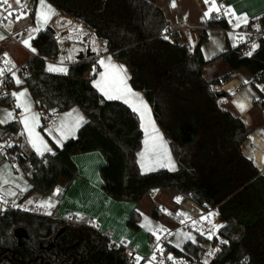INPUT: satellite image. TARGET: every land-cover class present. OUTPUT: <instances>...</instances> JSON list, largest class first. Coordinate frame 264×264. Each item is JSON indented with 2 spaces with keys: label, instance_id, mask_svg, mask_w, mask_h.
Here are the masks:
<instances>
[{
  "label": "trees",
  "instance_id": "obj_1",
  "mask_svg": "<svg viewBox=\"0 0 264 264\" xmlns=\"http://www.w3.org/2000/svg\"><path fill=\"white\" fill-rule=\"evenodd\" d=\"M38 0H35L37 4ZM59 12L72 17L105 42V53L124 64L131 73L134 90L144 94L158 125L170 139L179 169L140 172L136 153L142 147L140 119L120 101L106 100L93 86L95 61L71 65L66 75L49 73L46 61L58 57L48 28L33 39L38 56L27 63L29 74L23 84L40 110L65 112L79 106L88 120L76 138L67 140L54 153L32 154L34 170L28 199L37 192L50 193L64 179L68 185L79 175L73 157L100 152L105 164L99 169L103 189L116 201L140 203L155 190L170 188L182 198L218 207L219 234L224 238L219 254L209 264H264V175L243 154L242 146L252 131L242 119L221 107L220 100L231 95L218 88L234 73L245 69L261 95L264 112V43L249 57L229 49L217 57L230 72L207 81L201 46L202 31L195 51L163 33L167 20L156 0H47ZM264 21V16L260 17ZM209 22L207 29L225 28ZM94 74V73H93ZM10 86L14 88L11 83ZM0 106H12L0 98ZM14 121L2 127L0 138L18 130ZM45 133L46 120L40 127ZM151 217L161 221L155 206ZM140 215L133 212L128 225L140 227ZM19 229L26 236H15ZM185 249L200 257L202 250L191 243ZM177 253L179 251L175 250ZM0 264H129L123 247L87 224H69L48 216L8 210L0 214Z\"/></svg>",
  "mask_w": 264,
  "mask_h": 264
},
{
  "label": "crops",
  "instance_id": "obj_2",
  "mask_svg": "<svg viewBox=\"0 0 264 264\" xmlns=\"http://www.w3.org/2000/svg\"><path fill=\"white\" fill-rule=\"evenodd\" d=\"M194 1L197 6L194 4ZM194 1L175 0L176 6L172 7V0H156L158 7L164 13L167 25L170 27L174 36L178 39L180 45H185L190 50L195 51L200 45L202 31L206 30L207 40L202 44L201 49L205 59L208 61L213 60V62L205 68L204 77L207 81H213L230 72L229 67L224 61L221 59L218 60L217 57L231 49V42L227 33L223 31L222 28L207 29L209 19L208 17H205L204 14L208 11L209 6H200L196 0ZM226 2L230 6L232 13H234V26L237 24H245L244 18H246V21L248 22L264 16V0H226ZM46 3L55 9L57 13V15L51 18L47 25H42L37 20L36 14L39 11V0L37 1L35 11L32 14H26L25 19L17 21L14 17V22H9L7 24L0 23V35L4 37L3 39H0V69L4 70V61H6V59L13 63L15 68L12 72V84L14 85L12 92L13 90V93L17 94L20 92H26V96L22 99L24 102L28 103L31 108V111L25 112L22 107H17L16 105L20 101H17L13 96L11 100L12 107L9 110L13 113V118L7 123L0 124V130H2L4 125L10 122H18L20 134L22 136L23 151L28 156L35 154L39 157L42 155L37 153L32 147L28 133L25 130L23 123L20 122L24 115L29 117L35 115L38 117L34 122L35 132L39 134L47 147L51 149V151H44L41 149L43 154L54 153L57 148L61 147L67 140L76 138L78 131L88 120L86 114L79 106H73L65 112L56 113H49L45 110H40L28 88L23 85L27 77L23 68L27 66L29 60L38 56L37 50L32 45L33 39L39 34V32L48 28L57 32L59 30V23L65 16L47 0ZM13 6L17 7L15 3H13ZM190 6H193V11L189 9ZM194 6L198 10H195ZM35 28H40V30L33 32L32 29ZM24 29H27V38L24 40L29 39V34L32 36V39L29 40L31 47H26L23 43L24 40L18 42L11 38L12 36L17 37ZM88 31L90 30L78 22L74 25L68 26L65 29V32L68 34L70 45L65 51L58 55L57 58L46 61V71L53 74L66 75L60 72H50L48 71V67L52 65L55 67L66 68L68 74L71 65L92 60L95 61L94 69L88 74V76L93 77L92 84L94 86L96 82L100 81L101 75L106 71L105 67L101 66L99 61L103 59L107 64L109 58H111L113 64L123 68L124 71L122 75L127 77V84L132 88L130 83L131 73L129 69L124 64L118 62L112 55L106 54L105 47L100 48V50L98 49V51H93L91 47L86 48L84 39ZM32 49H35V51ZM89 49L93 54L91 57L86 56ZM5 54H7V58L5 57ZM81 54L84 55V58L79 60L78 58ZM96 67H98L97 71H95ZM17 79L21 81L20 84L16 83ZM252 81L253 77L247 70L241 69L235 72L233 78L225 83L224 87L221 86L218 88L229 93L232 96L231 99H222L219 103L222 108L229 110L236 116L240 117L246 127L252 131L251 139L249 138L242 146L243 154L251 159L255 166L260 170L261 174L264 175V112L260 105L261 95L252 85ZM95 89L106 100H109L97 87H95ZM132 90L139 94V96L147 103L151 113V120L154 122L155 128L158 130L160 136L163 137V142L166 144L168 152V155H164L161 151L159 156H157L149 150L144 159H141V154L145 153L146 149L150 148V144L146 145L145 141H149L150 137L155 135V133L152 132L151 127H149L148 132H145L144 125L146 121H142L136 113L140 119V128L143 132L142 147L136 153L140 172L142 174H149L161 169H166L171 172L177 171L179 165L173 152L170 139L165 136L163 130L158 125L152 108L144 94L133 88ZM238 99L246 102L247 108L243 112L237 107ZM111 101H120L123 103L122 100L118 99H112ZM2 107L3 106H0V109ZM130 109L132 110V108ZM69 113H71V115H68ZM4 115L5 113L0 110V117H3ZM53 115H55L56 120L52 119ZM78 117H83V121L77 126L75 122ZM42 119L46 120L45 133L40 129ZM61 124L64 125V128L62 129L64 133L63 136L61 135ZM169 159L171 164L174 165V169L172 170H170ZM73 161L78 168L79 175L70 185H68L66 180L62 179L56 188L50 193H35L34 195L39 197L40 205L45 202H51L53 204L51 209L56 210L61 218L70 216L79 219L81 224L89 222L95 223L98 226L97 230L99 232L103 235H111L112 241H125L130 247H138L141 254L149 255L151 252V236L149 231L154 226V223L159 221L151 217L153 207L157 206L161 210L163 214L161 221L166 225L173 227L174 225L168 219L166 212L175 210L178 207L182 200L181 195L173 189L166 188L155 190L152 194L147 195L140 203L116 201L110 198L102 187L103 180L100 176L99 169L105 164V159L100 152L94 151L79 154L73 157ZM3 164L4 163H0V170L3 167ZM142 165L150 170H145V167H142ZM4 181H7V183ZM17 186L18 187L16 188L15 184H10L7 179L0 175V192L3 190L4 193L10 195L11 191L9 189H20L17 190V194L14 196L16 199L22 197L30 187V180H28L27 183H19V185L17 183ZM58 189L59 193L57 194ZM177 198H179V202L177 201ZM133 212H137L140 215V221L138 222L140 229L138 231L133 230L128 225V220ZM181 233H183L182 230L177 231L172 239L173 246L178 251L186 250L185 244L192 243V240L186 239ZM224 242L225 240L219 241L221 245H223Z\"/></svg>",
  "mask_w": 264,
  "mask_h": 264
},
{
  "label": "built area",
  "instance_id": "obj_3",
  "mask_svg": "<svg viewBox=\"0 0 264 264\" xmlns=\"http://www.w3.org/2000/svg\"><path fill=\"white\" fill-rule=\"evenodd\" d=\"M200 6H209L205 4L204 0H196ZM28 7L24 9L26 14H32L36 8L35 0H26ZM216 4L220 7V11H213L208 17L209 22L222 23L227 26L222 28L225 31L231 42V49L238 51L241 56L249 57L256 53L261 45L264 43V21L261 18H256L248 21L239 27L234 26V15H225V10L230 6L226 0H216ZM231 9V8H230ZM14 11H20V9L13 6ZM4 11V6L0 5V23L7 24L14 22V17H8ZM70 22V23H69ZM76 21L70 16H64L59 23V30L53 33V41L56 43L58 52L60 55L64 49L70 45L68 34L65 29L74 25ZM163 37L173 39V32L167 25L163 33ZM16 41H22L27 38V29H24L17 37L12 36ZM86 48H90L92 44L91 34L86 35L84 39ZM96 45L105 47V42L98 38ZM255 48L253 49V46ZM249 52L251 54L249 55ZM14 65L6 63L4 61V74L0 76V98L12 99V72ZM98 70L96 67L95 71ZM25 74H29L27 66L23 68ZM225 83L222 84L224 87ZM19 115V114H17ZM53 120H56L55 115L52 116ZM11 145V146H9ZM0 162L11 163L13 171L16 175L25 174L31 176L34 170V162L30 156L22 149V136L20 134V128L14 133H11L4 138L0 139ZM1 189V187H0ZM31 200V203L30 201ZM39 197L36 195L31 196L28 199H23V196L19 199H8L0 192V214L8 210H21L31 214H37L41 216H48L56 220H62L69 224L80 225V220L75 217L61 218L56 210L48 207H40ZM51 213L50 215L48 213ZM183 214V215H181ZM168 219L173 223V227H170L162 221H156L154 226L149 231L150 234V246L151 252L149 255H143L139 252L138 247H130L125 241L115 242L112 241L110 234L105 236L110 240L111 246L123 247L125 256L129 264H204L205 261L208 264L219 254L222 245L219 241L224 240L223 237L216 230V221L219 216L218 207L212 206L209 203L201 204L194 200L191 196L184 197L180 201L178 207L175 210L166 212ZM93 229L98 228L95 223H87ZM182 230L191 235L195 242L191 241L192 245L202 250L200 257H197L192 252L182 250L177 253V250L173 246L172 239L176 235V232ZM203 233V235L201 234ZM211 235V239L208 236ZM159 237V239H157ZM160 249H163L161 252ZM219 249V251H217ZM178 251V250H177ZM212 253V255H209ZM171 255L173 260H168L167 256ZM137 257L139 260L137 261ZM155 257V259H153ZM241 264H249L248 259H244Z\"/></svg>",
  "mask_w": 264,
  "mask_h": 264
},
{
  "label": "snow or ice",
  "instance_id": "obj_4",
  "mask_svg": "<svg viewBox=\"0 0 264 264\" xmlns=\"http://www.w3.org/2000/svg\"><path fill=\"white\" fill-rule=\"evenodd\" d=\"M204 2L205 4L209 5L208 11H206L204 14L205 17H209L210 13L213 11L219 12L220 7H222L216 4V0H204ZM13 3H15L16 6H18L20 11L17 12L13 10ZM0 5L4 6V11L7 13V16L3 17V19H7L8 17H15L16 20L19 21L20 19L26 18V13L24 11V9L28 7L26 0H0ZM171 6L172 7L176 6L175 0H172ZM228 14H234L232 13V10L230 8L225 10V15H228ZM36 15H37L38 22H40L42 25H47V23L51 20V18L57 15V13L55 9H53L49 4L46 3V0H39V11L37 12ZM244 19L246 23L247 22L246 18ZM237 27H239V24H237ZM39 30L40 28L32 29L33 32H36ZM3 38L4 37L0 35V39H3ZM30 39H32L31 34H29V39H26L23 41L26 47H31V45L29 44ZM165 39H167V37H165ZM254 48H255V45L253 46V49ZM32 50L35 51V49H32ZM250 54L251 52H249V55ZM5 57L7 58V54H5ZM6 63H10V61L6 59ZM99 63L101 66L105 67L106 71L101 75L100 81L96 82L94 86L97 87L107 99L122 100L123 103H125L130 108H132L133 112L139 115L142 121H146L144 125L145 132H148L149 127H151L152 132L155 133V135L150 137L149 141H145L146 145L150 144V148L146 149V152L141 154V159H144V157L147 155V151L149 150L152 151L157 156H159L161 151L164 153V155H168L167 146L163 142V137L160 136L158 130L155 128L154 122L151 120V113H150V109L147 103L139 96V94L133 92L132 88L127 84V77L122 75L124 71L123 68L118 67L115 64H113L111 62V58H109L107 64L105 63L103 59H101ZM48 71L67 74L66 68L55 67L52 65L48 67ZM3 74H4V70L0 69V76H3ZM16 83L20 84L21 81L17 79ZM12 95L17 99V101H20L19 103H17L16 105L17 107H22L25 110V112L31 111L29 104L24 102V100L22 99L26 96V92H20L18 94L12 93ZM237 107L242 112L246 110V106L243 103L237 104ZM68 115H71V113H69ZM12 116H13L12 112H6L3 117H0V124L7 123L12 118ZM37 119L38 117L35 115H33L32 117L24 115L23 119L20 122L23 123L24 128L28 133L32 147L37 151V153L43 155V152L41 151V149H43L44 151H51V149L47 147L43 139L40 138L39 134L35 132L34 122ZM82 121H83V117H78L75 123L78 126ZM63 128H64V125L61 124L60 129H61L62 136L64 135L62 131ZM169 166H170V170L174 169V165L171 164L170 159H169ZM142 167H145V166L142 165ZM145 170H150V169H147L145 167ZM4 182L7 183V181H4ZM58 193H59V189L57 190V194ZM177 201L179 202V198H177ZM39 206L40 207L46 206L48 208H51L53 207V204L51 202H45ZM48 214L50 215L51 213L49 212ZM201 234L203 235V233ZM181 235H184L186 239H189L195 242L193 237L188 236L187 234H183V233H181ZM208 238L211 239V235H209ZM157 239H159V237H157ZM160 251L162 252L163 249H160ZM217 251H219V249H217ZM209 255H212V253H209ZM136 259L138 261L139 257H137ZM153 259H155V257H153ZM167 259L173 260V257L171 255H168ZM204 264H208V262L205 261Z\"/></svg>",
  "mask_w": 264,
  "mask_h": 264
},
{
  "label": "rangeland",
  "instance_id": "obj_5",
  "mask_svg": "<svg viewBox=\"0 0 264 264\" xmlns=\"http://www.w3.org/2000/svg\"><path fill=\"white\" fill-rule=\"evenodd\" d=\"M194 1V0H193ZM192 3V2H191ZM194 4L196 5V3H195V1H194ZM197 6V5H196ZM195 7V6H194ZM189 9H191L192 11H193V6H190L189 7ZM195 10H198V9H196V7H195ZM87 34H91V41L94 43V44H92V46H91V48H92V50L93 51H98V49L100 50V48H102L103 46H99V45H96V43L98 42V38L96 37V34L95 33H92L91 31H88L87 32ZM86 34V35H87ZM64 50H66V48L64 49ZM13 92H14V90H13ZM12 92V93H13ZM12 97H13V95H12ZM9 100H12V99H9ZM12 106H3L0 110L2 111V112H4V113H6V112H10L9 110H10V108H11ZM12 118H13V116H12ZM1 139V138H0ZM0 163H4L2 166V168H1V170H0V175L3 177V178H5V179H7L8 180V182L10 183V184H12V185H14L15 184V187L17 188L18 186H17V183H18V185H19V183H27L28 182V177H26V173L25 174H21V175H16L15 173H14V171H13V168H12V165H11V163H8V162H0ZM11 192H10V195H8V194H6V193H4L3 192V190H2V194L4 195V196H6L8 199H11V200H16V197H14V196H16V192H17V190H20V189H9ZM87 224V223H86ZM220 227H221V225L216 221V230L217 231H219V229H220ZM183 233L184 234H187L186 232H184L183 231ZM187 235H189V234H187ZM189 236H191V235H189Z\"/></svg>",
  "mask_w": 264,
  "mask_h": 264
},
{
  "label": "water",
  "instance_id": "obj_6",
  "mask_svg": "<svg viewBox=\"0 0 264 264\" xmlns=\"http://www.w3.org/2000/svg\"><path fill=\"white\" fill-rule=\"evenodd\" d=\"M97 36V35H96ZM98 38V37H97ZM93 54L91 53V51H90V49L87 51V54H86V56L87 57H91ZM84 58V55L83 54H81L80 56H79V60H82ZM21 235H25L26 236V231L24 230V229H19V230H17L16 232H15V236L16 237H20Z\"/></svg>",
  "mask_w": 264,
  "mask_h": 264
},
{
  "label": "bare ground",
  "instance_id": "obj_7",
  "mask_svg": "<svg viewBox=\"0 0 264 264\" xmlns=\"http://www.w3.org/2000/svg\"><path fill=\"white\" fill-rule=\"evenodd\" d=\"M226 86H227V85H226ZM226 86H225V87H226ZM237 103H238V104H239V103H243V104H245V106H246V108H247L246 102H244L243 100L238 99V100H237Z\"/></svg>",
  "mask_w": 264,
  "mask_h": 264
}]
</instances>
